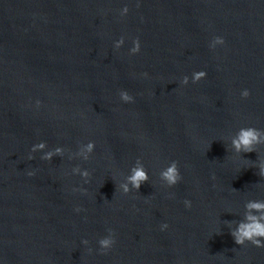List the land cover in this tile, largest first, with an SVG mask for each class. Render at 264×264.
I'll return each mask as SVG.
<instances>
[{"label":"clouds","instance_id":"9594fccd","mask_svg":"<svg viewBox=\"0 0 264 264\" xmlns=\"http://www.w3.org/2000/svg\"><path fill=\"white\" fill-rule=\"evenodd\" d=\"M129 9L125 6L121 10V15H126ZM216 43L222 45L224 44V39L222 37H215ZM124 43L123 37H121L120 41L116 44V47L119 48ZM133 45L131 51L133 53L140 52L141 44L139 38H135L133 40ZM147 76V73H144ZM207 73L205 71H198L193 74V83L199 82L200 80L206 77ZM188 78L185 76L182 80L183 85H187ZM120 98L124 102H132L133 97L127 91H120ZM250 96V91L248 89H244L241 92L242 98H248ZM39 104V101L37 102ZM264 144V130L258 129L256 127L247 126L241 127L237 134L233 137L231 141V146L235 150L236 153H251L256 152V145ZM45 147V142H40L32 146L31 152L35 153L37 149H42ZM95 148V142L89 141L86 145L87 153H93ZM84 155V160L87 161L89 156ZM55 155H63L60 148H56L55 151H50L45 153L41 159L43 160H51ZM29 160L33 159V156L29 154ZM259 172L258 175L261 178H264V161H261L258 165ZM73 173H79L81 177L85 179V182L88 181L90 177V172L88 170H82L79 166L74 167L72 169ZM131 174L127 177V183L118 185L117 188L123 193L128 194L133 189L139 191L141 185L149 181V174L147 169L143 166V164H137V166L131 168ZM28 175H34L33 172H28ZM160 178L164 181L167 188H171L177 185L182 180V175L179 169L178 162L173 160L168 166L161 171ZM73 191H77V189H73ZM79 191H84V189H79ZM185 207H191V201H184ZM246 213L245 217L242 221H240L234 229H231V235L235 241V243L239 246H244L246 243H251L253 246L258 248H264V200H250L245 205ZM77 212L81 211L79 207L75 209ZM255 210L258 215H253L252 212ZM231 224V222H229ZM161 230H165L168 228V225L162 224ZM108 235L99 239L98 244L100 246V250L102 253H106L110 250L113 245L116 243L115 232L112 229H108ZM82 243L84 245H88V240H83ZM89 252L92 251L91 248L88 249Z\"/></svg>","mask_w":264,"mask_h":264}]
</instances>
